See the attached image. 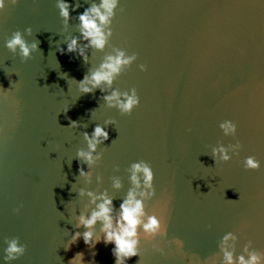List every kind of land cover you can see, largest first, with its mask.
Here are the masks:
<instances>
[{"label": "water", "instance_id": "95a60500", "mask_svg": "<svg viewBox=\"0 0 264 264\" xmlns=\"http://www.w3.org/2000/svg\"><path fill=\"white\" fill-rule=\"evenodd\" d=\"M0 264H264V0H0Z\"/></svg>", "mask_w": 264, "mask_h": 264}]
</instances>
